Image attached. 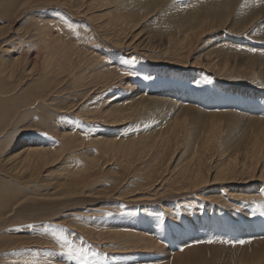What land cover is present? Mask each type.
I'll list each match as a JSON object with an SVG mask.
<instances>
[{"label":"rangeland","instance_id":"rangeland-1","mask_svg":"<svg viewBox=\"0 0 264 264\" xmlns=\"http://www.w3.org/2000/svg\"><path fill=\"white\" fill-rule=\"evenodd\" d=\"M4 1L7 2V0H4ZM28 1L29 0H23V3L25 4V6L32 4V2H29L30 4L27 3ZM33 1H34L33 4L41 3L43 1L44 3H48V4L47 5H43V4L37 5L31 9H28L27 11L23 13L21 10L16 8L17 7L16 5L15 8L17 10H15V15L17 17L15 19V22L12 23L13 25H11L13 26V28L8 31V33L6 34L7 36H5L4 38L2 37V39H0V45L3 48H9V50H11V48L13 47L12 49L21 51L22 55L24 56L23 57L24 61L28 62L36 55V53H38L37 46L31 45L35 43L32 40L38 39V33L35 31V29L38 26L48 28L49 29L48 31L50 32L51 35L53 34L56 38L60 39L63 43L65 42L66 44L69 43L67 44L68 46H65L66 48L80 46V44L81 46H83L84 44L88 43L87 42L88 39L90 40V42L94 41V43H91L88 46L90 48H95L99 54L103 55L104 60L101 61L100 63L101 65L103 63H110L111 58H115L118 62L122 64L124 63L123 65L125 67L121 65H118V66L115 65V67H119L121 69L120 75H118V77L119 79L121 77L125 79L126 78L131 79L128 82H132V84H129L130 86L119 85L118 86L119 90H120V87H125L128 89L131 87H134L136 90L134 88H131V89L132 90L134 89L135 91L134 90L133 91L135 93L143 89L148 91L147 88H149V92L147 93L143 92L144 95L142 94L141 97L143 96L147 98L150 102L149 104H146L145 110H142V112L140 113L138 112L136 113L137 119L139 118L137 122L136 121L133 122L134 120H132L131 121L132 124L131 122L127 124L128 127L126 128L129 130L127 135L134 134L135 137L142 138L141 135H145V134L154 135L158 133L159 131L165 130V128L167 129L168 126L170 127V125H172V123L174 122L176 118V114H178V112L183 110L184 105L188 107L196 108L198 111L206 110L205 112L212 110V111H215L216 113H219V112L224 113V110H225V113L226 112L228 113V111L230 110L229 114L235 115V113L239 111L236 113L237 114L236 116L240 117L239 115L241 112H242L241 116H243L245 113L249 114L247 111V108L251 106L250 104L252 105L253 103L254 105L262 104V102L258 99L259 97L263 98V101H264V0H261L258 3H248L246 2V0H117V1H120L121 3L120 2L117 4L114 2L112 3L114 4V6H112L113 9H116V7L120 8V9L119 8L116 9L115 10L116 12L114 11L115 13L114 15H116L117 13L119 14V17H123L128 20L129 19L132 20L136 18L138 21H140V26H142L143 28L142 34H144V36L148 35L154 39L152 41L155 45H157L158 48L157 49L155 48L156 50L155 49H150L151 51L149 50V53H151V56L153 57H157V56L162 57V58L168 57V56H163L164 55L163 52L165 51L166 46L171 45L174 40L172 39V41L170 42L168 37L177 36L178 35L177 30H180V29L182 30V32H180L179 35H182V33H184L185 29L188 26H190L191 24L197 25L196 24L197 19H200L202 15L204 14L209 15V13L211 12L214 14H221V15L227 14L229 18L231 17L232 22H229V19H226L227 27L226 26L222 27L225 21H223V23H220V24H215L216 26L215 28H213L210 25V27L207 28L206 35L204 36L199 35L200 36L199 40L196 39V42L194 40L195 42L194 48L192 51L191 50L189 51L190 57L188 58V63L196 64L199 62V59L201 60V62L204 61V63H200V65L196 64V66L191 65V67H187V68L167 67L165 65L158 64L157 62H155V60L150 59V57L141 54V52L136 53L134 51L135 48L131 46L128 48L126 47L127 48L126 54L128 53L127 55H124L123 54L124 52L122 51L118 52L117 49L112 48L113 46L111 42L104 41L105 39L103 37L101 30L98 28V24L96 22H93L92 20H91L92 22L91 23L88 20L82 19L81 16L83 14L81 12H78L77 7L74 4H70L68 0H33ZM223 1L226 3L224 4ZM227 3L228 4L231 3V5L226 6ZM120 4L123 5V7L120 6ZM259 10L260 12H258ZM132 11L133 13H131ZM258 14L260 15L257 16ZM65 15H67L66 17H70L71 19H73L74 22L76 23H78L82 19L79 22L80 24L75 23L74 25L75 26L74 29H77V28L81 29V32L83 33L82 37L77 38L76 36H73L74 34L72 33H74L75 31L70 32L68 28L69 25L65 21H64V24L65 26L66 25L67 26L64 27L63 19L65 18ZM51 16H54V17L51 18ZM39 18L42 20H40ZM212 19L214 18L211 17V20ZM77 25L80 27H78ZM0 26H1L0 28H5V29H2L4 31L10 28L9 20L3 17V15L2 16L0 15ZM19 26L20 28H18ZM191 28L193 27L191 26ZM175 31L177 32L175 33ZM68 33L70 34V36ZM86 33L87 34L92 33V35L88 36L86 35ZM96 36L99 38V40ZM154 36L157 38H154ZM204 40H206L207 42L206 46L203 44ZM187 43L189 45H187L186 48L189 49L191 47L190 41ZM225 43H227L229 47L224 46ZM216 46L218 47L216 48ZM152 50H155V51L153 52ZM88 52L90 51L88 50ZM210 54H211V57H210ZM2 55L3 53L0 54V56ZM206 61L215 62L218 65V69L220 68L222 70L221 73L223 72L222 74L224 78L221 77V79H219L220 78L219 76L217 75L213 76L211 73L206 72L205 69L203 68L205 65H207ZM222 61L224 62L229 61V64L227 66H224L223 64L225 63H222ZM145 66L147 67V69ZM143 67H145L144 68L145 71ZM151 69L152 71L155 70L153 71V74L151 73L152 72ZM238 70L240 71L238 72ZM143 74L145 75V78ZM33 76L34 78L28 81V85L39 83L37 82V80L40 79L41 75L35 73ZM152 76L153 78L151 79ZM137 77L139 78L137 79ZM22 78H24L23 73L19 74V78L17 80L16 79L15 81L11 80L12 82L10 80L4 79V81L1 82L2 84H0V89L4 87V90L5 89L8 90L9 89L8 85L10 83H14V84H19V82L23 83V81L25 80H23ZM143 79H145L144 81L147 84L144 83ZM222 79L224 80L222 81ZM144 84L145 86H143ZM137 85H139L140 87ZM156 85H158V87ZM236 85L240 86L239 88H243V87L246 88V93L250 97V98H247V100H249L247 103H246V100L243 103L242 102L239 103L238 99L234 98L235 95H238V94L233 93L231 91H233V88H234L233 86L236 87ZM153 87L157 91L153 89ZM150 89H152V93ZM66 90H69V91L63 94L62 92ZM57 91L61 92L62 94L54 97L55 100H53L52 103H48L49 101L47 102V100H45L46 102L45 101L41 102L42 105H46L48 103L47 105L48 107L47 106L46 107L43 106V107H45L47 110L50 111L49 112L50 114L46 120L47 127L44 128L42 125V121L44 120L43 117L45 116V113L39 109L38 104H36L34 107L28 108V110H26L27 107L22 108L19 111L21 112L20 114L22 115L20 117H24L25 115H27V119L24 117V119H20L19 122H16L17 119H14V121L16 122L14 126L9 125L10 119L8 117L5 118L4 123L0 125V159L7 157V156L11 157L13 154L9 156V152H8L9 150L12 152H17L23 149L26 144V143H22L24 139H31V138L34 139L35 137L43 139L44 137H48V138H51V140H53L57 138L58 136L52 133L53 131L52 129L56 128L57 126L60 127V124H59L60 122L64 123L65 121V122H68L69 124L77 123L79 124L80 127L83 126L82 128H85L84 122L86 121L83 120L82 116L77 117L78 115L77 112L79 111L78 106H81L82 104L87 102L86 100L89 101V97L81 98V94L83 93L81 91H78L77 92L78 94H77L76 91L72 90V88L71 89L66 88L65 90H62V87H60ZM176 93H177V96L175 95ZM183 94L190 96L191 103H188L187 101L185 102V100L179 98L178 95H183ZM156 96H159L158 98H161L162 101L165 98H166L165 100L167 101L168 100L167 98L175 97L179 99L183 104H180V105L178 104V106H174V105H169L168 102H164V101L163 103L162 102L156 103L155 102ZM161 96L164 98H162ZM51 97H46V98L51 99ZM93 98L94 97H92L91 99L93 100ZM2 99L3 97H0V100ZM91 99L89 102L92 101ZM226 99H227V102H226ZM233 100L236 101V103ZM230 101H232L233 102L232 104H235V105L232 106V104H230ZM18 102L27 103L25 98H20V101H17V103ZM160 103H162L163 106H161ZM236 104L237 105L241 104V105L238 107ZM160 106L161 108H158ZM167 107L168 108L171 107L172 110L171 108L169 109L172 113L173 112L174 113L172 114L171 112L167 111L166 110ZM222 108L224 109L222 110ZM150 109L154 110L156 112V115H155V112L154 111L151 112ZM158 110L160 112H158ZM259 111L264 113V106L257 110V112ZM148 112H150L149 114L151 116L148 115ZM153 113L155 116L153 115ZM165 114H167V116H165ZM145 115L147 116V118ZM160 115L161 117L163 115L162 118L160 117L161 119L159 118ZM140 117L143 119H141ZM260 117L264 119V116L260 115ZM154 118L156 121L154 120ZM241 118H245V117H241ZM162 119H165V120L162 121ZM197 119H199V117ZM197 119H196V122H198ZM204 120H207V119L204 118ZM147 121L149 122V124ZM156 122H159V123H156ZM136 123L137 125H135ZM142 123L143 124L146 123V125H148L149 127L147 126L148 127L147 128L146 126H144L145 124L143 125ZM64 124L68 126V124L66 123ZM234 124L238 128L236 127L234 128L233 126H231V128L229 129V132L227 131L225 132V137H222L221 140L218 141L219 143L217 144V146L224 147L223 145L226 143H228V145H231L230 142H233V141L237 142V141L243 140L245 137H248V133H245V129L242 128V126L238 123V120L236 118H234ZM131 126H133L132 129H130ZM160 126L162 127L160 128ZM94 127L97 128L96 126ZM94 127H91V130L92 128L94 129ZM201 127H202V131L199 128H197V130L195 131L196 136L202 135L204 133L203 129L205 127L204 126H201ZM147 129L148 130L150 129V130L148 131ZM234 129H236L237 131H235ZM45 132H48L51 135L46 134ZM125 135H126L125 133L122 134V136H125ZM227 137L228 138L230 137L231 141ZM226 139L229 141L227 142ZM56 142L60 143V139L59 140L57 139ZM235 142H233V144H235ZM171 148H174L173 144ZM145 153H146V149L142 151V156H144ZM7 161H10V160H7ZM66 167L74 168L76 167V164H71ZM112 167L113 166L108 167L105 173H102V174L100 173L102 176L101 177L99 176L97 180L93 183V184H96V186L92 185V187L87 189L88 191L87 195H90V194L93 195L91 198L87 197L85 199V197H82V196H79L78 198L75 196H71V197L69 196V197L60 198V202H61L60 204L54 203V202H59V201H54L52 199H45L47 194H50V195L58 194L57 188H55L54 186L52 187L54 177L46 178L44 176H41L39 179L37 180L35 179L36 183H32L33 186L31 187L32 188L31 191L33 190L34 193L32 194L31 192V194L32 195H36V194L46 195V196L44 198L38 196L37 197L38 199L36 198V200H30L29 202L25 201L27 199V196L24 192L25 191L24 184H22L21 181L11 182L7 184L6 189L9 191L15 190L17 194L15 193L16 196L14 197V199L12 200L6 199V200L10 201L11 203L19 202L23 204L25 202L26 205H24V207L23 206L17 207L15 209H12L11 207L9 208L10 210H6L4 202L0 203V212H1L0 213V223L5 222L6 224V225L5 224L3 225V228L1 227L2 225H0V256H1L0 264L8 263V261H9V264H13V263L17 264L18 262L28 257L27 255L28 252H37L41 250H43L44 252V250L48 249L47 245L49 247V244L51 245L53 244L54 245L53 248L56 247L55 248L56 250L53 249L54 257L52 261L58 258V259H62L66 263L73 262L75 264H139L138 260L140 259L142 260L143 258H144L143 261L146 262L147 264H173L174 257L176 255H181L183 253H184V258L187 261L185 262V264H237L240 260L238 258H241V256L245 254L244 249L249 250L251 246L255 244L254 237L256 238V240L264 238V233L259 232V228L261 231V229H263L264 227V196H263L264 193L263 195H261L262 192L258 193L259 196L257 197V199L255 198L253 199L249 197V199L248 198L243 199V200L240 199V201H235V202L228 201L226 199V196H227L226 194L220 197V199L223 200V202H219L218 199L214 198L215 197L214 190L207 191L208 193L206 192L207 193L206 195L205 193H203L204 195L203 194L202 195L205 197H203L201 194H197L196 192L195 193L196 195L189 194L186 197L184 196L185 198L184 197L171 198L172 200L177 199L174 201H171V199L169 200L166 199L164 201L152 202L148 204L150 207L147 209L145 208L144 209L145 211H144L142 210L143 204L138 207H134V204L125 205L124 204L125 201H122L119 203L117 202L119 199L118 197H116L117 196L116 191L117 190L121 191L119 190L121 187V184H119L120 174L117 175L113 173L115 172L124 173V172H123V168H116V167L112 168ZM110 170H115V171L111 173ZM5 171H7V169H0V172H5ZM24 179L25 178H23V180ZM103 180L105 182H102ZM24 181H27V180L25 179ZM138 181H140V183ZM130 182L131 181L126 183V186L123 188V190L126 187H128L129 190H133L134 188L143 185L141 180H135L131 183ZM37 185L39 186L41 185V186L39 187ZM112 185H113V188H111ZM247 186L249 188L258 190L256 186L253 187L251 184ZM108 192H112L113 194H107ZM105 194L108 196H106ZM7 196H8V192H5L4 197H7ZM217 196L219 197V193ZM201 199L203 200V202H201ZM247 199L250 201L247 202ZM181 201L183 202V204L186 203L187 207H186V204L183 205ZM213 201H216V202L213 203ZM174 202H176L177 205H175ZM201 203H203L206 210H203L204 206ZM217 203L219 204V206ZM240 203H244V204H240ZM242 206L243 207L245 206V207L243 208ZM152 208H155V209H152ZM212 209L213 211H211ZM171 214H172V217H170ZM151 215L153 216L151 217ZM129 216H131L129 218L130 221L125 220L127 219L126 217H129ZM204 216L206 218L209 216L207 218L208 221H206ZM219 216H221L220 219H219ZM201 217L205 221L202 220ZM212 217H216V218L212 219ZM179 218L181 219V221L178 220ZM222 218H225V219L223 220ZM9 219H12V221L8 223L7 225V222ZM116 219L122 220L121 224L118 225L119 227L117 228V230L121 229L120 227L126 224L129 227L133 226L136 223L139 224L138 228L140 231L138 233L141 235L142 234L145 235L146 238L152 242V244L157 243L158 245H160L159 250L161 251V253L158 256H156L154 253H147V252L144 253V251L142 252L138 249H132L130 250V252L126 251L128 254L132 255V257H129L128 254L124 253L123 251L122 253L120 251L115 241H110V242L107 241V243L106 241H101L99 239H95L92 241L94 237L92 234H94L95 232H99L101 234L100 229L97 228L96 225H100V224L102 225L103 222L109 223V224H112V223L117 224L119 223V221H117ZM166 219H169V220H166ZM210 219L212 223L210 222ZM247 219H249V221ZM162 220L163 221L165 220V222H163ZM220 220H221V223L219 222ZM157 221H159L158 223L162 225L160 226L159 230H158L159 228L158 225L160 224H157ZM196 221L197 222L199 221V222L197 223ZM124 222H126V224ZM183 222L186 223L184 224L187 225L188 228L185 225H183ZM203 222L205 223L202 224ZM237 222L242 227L237 225ZM213 223H215L214 225L215 227L213 226ZM198 224L201 225L202 227H200ZM206 224L209 227H207ZM163 225H165L167 228H165V226ZM210 225L212 227H210ZM229 225H231L232 227ZM243 226H245L246 228L245 227L243 228ZM254 226L256 227V229L254 228ZM228 227H231V228H228ZM233 227L234 228L236 227L235 230ZM164 228L166 229V231ZM161 229H163L164 232ZM208 229L209 231L213 229V231L208 232L207 231ZM171 230L173 231V233L171 232ZM191 230L193 233L191 232ZM90 231L94 233H90ZM167 231L169 232L167 233ZM159 232H160V235H159ZM170 233L173 237L170 235ZM85 234H87L88 236ZM248 234H250L253 237H250V235ZM261 234L263 235V237H261L262 236ZM183 235H186V236H183ZM205 235L206 236L209 235V236L206 237ZM61 236L65 237L67 242H63L60 239H58ZM90 236H92L91 237L92 239H90ZM168 237H170V239ZM167 238L169 241L172 239L170 241L171 244H168L169 242ZM20 241H23L22 242L23 244L19 243ZM208 241H214V242L208 243ZM13 242L16 246L12 245L14 246L13 248L6 250L5 248L13 244ZM56 245H59V246H56ZM42 246L44 248L46 247V249H43ZM113 246L114 247L117 246L119 250L117 248H114ZM12 249L13 250L15 249V250L13 251ZM58 249H60V251ZM113 249H116L117 252L118 251L120 252L117 253L115 250L113 251ZM167 250H169V252ZM15 251L17 253H15ZM18 252H22V253H18ZM23 254L25 255V257L23 256ZM164 255L166 256L165 258H164ZM15 257L18 261H16ZM77 257H81V260L74 262L77 260L76 259Z\"/></svg>","mask_w":264,"mask_h":264},{"label":"bare ground","instance_id":"bare-ground-1","mask_svg":"<svg viewBox=\"0 0 264 264\" xmlns=\"http://www.w3.org/2000/svg\"><path fill=\"white\" fill-rule=\"evenodd\" d=\"M260 1L261 0H246V2H248V3H258ZM29 2H32V4H30ZM33 2H34L33 0H29L27 3H29L30 5L25 6V4L23 3V0H7V2L4 0L0 1V15L1 16L3 15V17L8 19L9 25H10L9 26L10 28L8 30H5V31L2 30L5 28H0V30H2V31H0V39H2V37L4 38L5 36H7L6 34L8 33V31L13 28V26H11V25H13L12 23L15 22V19L17 17L15 15V10L19 9L23 13V12L27 11L28 9H31L37 5H40V4L47 5L48 4V3H44V1L41 3H35V4H33ZM68 2L70 4H74L77 7V11L81 12L83 14L81 16L82 19L88 20L89 22H91V20H92L93 22H96L98 24V28L101 30L103 37L105 39L104 41L111 42L113 49L115 48L118 50V52L122 51V52H124L123 53L124 55H127L128 53L126 54V52H127L126 49L131 46V47L135 48L134 51L136 53L141 52V54L150 57V59L155 60V62H157L158 64H162V65H165L167 67L187 68V67H191V65L196 66V64L200 65V63H204V61L201 62L200 59H199V62L196 64H189L188 63V58L190 57L189 51L193 50L196 39L199 40V37H200L199 35H203V36L206 35L207 28L210 27V25L213 28H215L216 27L215 24H220V23H223V21H225L222 27H225V26L227 27L226 19H229V22H232V18L231 17L229 18V16L227 14L221 15V14H214L211 12L209 13V15L204 14L200 17V19H197V22H196L197 25L191 24L190 26H188L185 29L184 33H182V35H184V36L179 35V33L182 32L181 29L177 30L178 31L177 36H175V37L169 36L168 38H169L170 42L172 41V39H174V40H173L171 45L166 46L165 51L163 52V54H164L163 56H168V57L162 58V57L157 56L158 57L157 58V57L151 56V53H149V50L155 49V48L157 49L158 47H157V45H155L153 43L152 40H154V39L152 37H150L148 35L144 36V34H142L143 28H142V26H140V21H138L136 18L132 19V20L131 19L128 20L126 18L119 17V14H117V13H116V15H114L115 14L114 11L116 9H118L119 7H116V9H113L112 6H114V4H112V3L114 2L117 4L120 1H117V0H68ZM225 3L226 2H224V4ZM16 5H17V7H16L17 9L15 8ZM128 5H130V4H128ZM230 5H231V3H229V4L227 3L226 6H230ZM120 6L123 7V5H121V4H120ZM258 12H260V10ZM131 13H133V11ZM259 15L260 14H258L257 16H259ZM66 16L67 15H65V18L63 19V24L65 21L69 25V27H68L69 31L70 32L75 31L74 33H72V34H74L73 36H76L77 38L82 37L83 33L81 32V29H79V28L74 29V27H75L74 25L76 22H74V20L71 19L70 17H66ZM53 17L54 16H51V18H53ZM211 17H213L214 19L211 20ZM74 19H76V18H74ZM40 20H42V19H40ZM52 21H51V23H52ZM79 22L76 24H80ZM66 26L64 24V27H66ZM191 26L193 28H191ZM47 27H49V26H47ZM50 27H51V25H50ZM78 27H80V26H78ZM18 28H20V26ZM48 30L49 29L46 27H39V26L35 29V31L38 33V39L32 40L35 43H33L31 45L37 46V50H38L37 52L38 53H36V55L28 62L24 61V58H23L24 56L22 55L21 51L14 50V49H12L13 47L11 48V50H9V48H3L0 45V54L3 53V55L0 56V84H2L1 82H3L4 79L10 80V81L11 80L15 81V79L17 80L19 78V74H21V73L24 74V78H22V79L25 80V81H23V83L19 82V84L10 83L8 85L9 89L7 88L8 90H6V89L4 90V87H2L0 89V93H1L0 97H3V99H4V100L3 99L0 100V119H1L0 125L4 123V120L6 117H8L10 119L9 125H13V126L16 124V122H19L20 119H24V117L27 119V115H25L24 117H20L22 115L20 114L21 112H19V111L24 107H27L26 110H28V108L34 107L36 104H38L39 109L45 113V116L43 117L44 120L42 121V125L44 128L47 127V121L46 120L50 114L49 113L50 111L47 110L45 107L48 105V103H52V101L55 100L54 97L59 96L62 93L65 94L69 91V90H66V91H63L62 93L58 92L57 90L60 87H62V90H65L66 88L67 89L72 88V90L76 91V93L78 91H81L83 93V94H81V98H83V97L88 98L89 97V101L92 97H94V98H93V100L91 99L92 100L91 102L86 100L87 102L84 103L82 101L84 104H82L80 102L82 105L78 106L79 111L77 112V114H78L77 117L82 116L83 120L86 121V122H84L85 128H82L83 126L80 127L79 124H77V123L76 124H71V123L69 124L68 122L64 121V123L68 124V126H66L63 122H60L59 123L60 127L57 126L56 128L52 129L53 131L51 130L52 133H54L58 136L57 138H55L53 140H51V138H48V137H44L43 139L36 138V137L34 139H32V138L31 139H24V141L22 143H26V144H25V147L23 149H21L17 152H12L9 150L8 151L9 156L12 154L13 155L11 157L7 156V157L0 159V163H1L0 169H7V171H5V172H0V181H2V182H0V203L4 202L6 210H10L9 208H11V207H12V209H15L17 207H22V206L24 207V205H26L25 202L23 204H21L19 202L11 203L10 201H7V200L14 199V197L17 194L15 192V190L9 191L6 189V185L11 183V182L21 181V183L24 184V189H25L24 192L27 196V199L25 201L29 202L30 200H36V198L38 196L43 197V198L46 196V195H37V194L32 195L34 192H33V190L31 191V189H32L31 187L33 186L32 183H36L35 179L37 180L41 176H44L46 178L54 177V181H53L54 184L52 183V187L54 186L55 188H57L58 194H54V195L47 194L45 199H52L54 201H59V202H54V203L60 204L61 203L60 198L69 197V196L70 197L75 196L77 198L79 196H82V197H85V199L87 197L91 198L93 195L92 194L87 195V193H88L87 189L92 187V185L96 186V184H93V183L97 180V178L99 176L101 177L102 176L101 174L105 173L107 168L110 166H113L112 168H114V167L123 168V172L125 173V174L121 173V172L120 173L119 172L113 173V171H115V170H110L111 173H113V174H117V175L120 174L119 184H121V187L119 190H121V191H118V190L116 191V193H117L116 197H118V199H119L117 202L119 203V202L125 201L124 202L125 205L134 204V207H138V206L143 204L142 210H144L145 208L146 209L149 208L150 206L148 204H150L152 202L164 201L166 199L169 200L171 198H177V197H184V196L186 197L189 194L196 195L195 194L196 192H197V194L202 195L203 193H205V195H206L208 193L207 191H210V190H214V195H215L214 198L218 199L219 202H223V200H221L220 197L225 195V194L227 195L226 199L230 202L240 201V199L243 200L246 198L249 199V197H251L253 199L254 198L257 199V197L259 196L258 195L259 192H262L261 195H263V193H264V119L262 117H260V115L264 116L263 115L264 113L260 112L261 110L259 111L260 114H259V112H257V110L259 108H262L264 106L263 98H260V97L258 98L262 102V104L254 105V103L252 102L253 105L250 104L251 106H249L247 108V111L249 114H246L244 112L245 114L243 113L244 115L241 116V113H242L241 112L239 115L240 117L236 116L237 115L236 113L239 111H237L235 113V115L229 114L230 110L228 111V113L227 112L225 113V110H224V113H220V112L216 113L215 111H212V110H210L211 112L207 111L208 112L207 113V112H205L206 110L205 111H203V110L198 111L196 108L188 107V106L184 105L183 110H181L180 112H178V114H176V118H175L174 122L172 123V125H170V127L167 125L168 126L167 129L166 128H165V130L162 129L163 131H159L158 133H156L154 135L144 133L145 135H141L142 138L135 137L134 134H128L127 135L128 131H129L126 128V127H128L127 124H129V122H131L132 120H134L133 122H135V121L137 122L139 120V118L137 119L136 113L137 112L140 113V112H142V110H145L146 104H149V102H150L147 98H145L143 96L141 97L143 92H146V93L149 92V88H147L148 91L143 89L144 91L140 90V91L135 92V93H134V91L136 89L134 87H131V88L135 89V90L133 89L134 91L131 88L128 89L125 87H120V90H119V88H118L119 85L130 86L129 84H132V82H128L131 79H128V78L125 79L122 77L119 79V77H118V75H120L121 69L119 67H115V65L116 66L121 65V66L125 67L123 65L124 63L122 64V63L118 62L115 58H111L110 63H103L101 65L100 64L101 61L104 60L103 55L99 54L95 48H90L88 46L91 43H94V41L90 42V40L88 39L87 40L88 43L84 44L83 46H81V44H80V46L66 48L65 46H68L67 44H69V43H67V44H66V42L63 43L60 39L56 38L53 34L51 35ZM16 31H18V30H16ZM93 31H94V29H93ZM177 31H175V33ZM11 33H13V32H11ZM86 35L90 36V35H92V33H89V34L86 33ZM69 36H70V34H69ZM154 38H157V37L154 36ZM72 40H73V38H72ZM98 40H99V38H98ZM194 40H195V42H194ZM189 41H190L191 47L189 49H187L186 46L189 45L187 43ZM199 43H200V41H199ZM203 44L206 46V44H207L206 40H204ZM109 45H110V43H109ZM213 45H215V44H213ZM224 46L229 47V45H227V43H225ZM217 47L218 46H216V48ZM107 48H108V46H107ZM185 49H187V50H185ZM88 50L90 52H88ZM155 50H152V51L154 52ZM160 56H162V55H160ZM210 57H211V54H210ZM117 59H119V58H117ZM206 62H207V65H205L203 67L206 72L211 73L213 76H215V75L219 76L220 77L219 79H221V77L224 78V76L222 74L223 72L221 73L222 70L220 68L218 69V65L215 62H212V61H206ZM222 63H225L223 65L227 66L229 64V61H226V62L222 61ZM145 67H143V69ZM146 69H147V67H146ZM134 70H136V69H134ZM182 70H184V69H182ZM144 71H145V69H144ZM151 71H152V69H151ZM153 71H155V70H153ZM153 71L151 72L152 74H153ZM209 71H211V72H209ZM239 71L240 70H238V72ZM230 72H232V71H230ZM35 73L41 75L40 79L37 80V82H39V83L28 85V81H30L32 78H34L33 75ZM156 74H157V72H156ZM160 76H162V75H160ZM138 78L139 77H137V79ZM144 78H145V75H144ZM152 78H153V76L151 77V79ZM144 80L145 79H143V81ZM223 80L224 79H222V81ZM144 83H146V82L144 81ZM22 85H24V86H22ZM51 86H53V87H51ZM137 86H139V85H137ZM143 86H145V84ZM156 86L158 87V85H156ZM115 87L118 89H116ZM149 87H150V85H149ZM233 87H234L233 91H231V92L238 94V95H235L234 98L238 99L239 103L240 102L243 103V102H245V100L247 103L249 101V100H247V98H250V97L246 93V88H244V87L239 88L240 86H238V85H236V87L235 86H233ZM153 89H155V88L153 87ZM150 90L152 93V89H150ZM220 92H221V90H220ZM70 93H71V91H70ZM214 94H216V93H214ZM175 95L177 96V93ZM12 96H14V97H12ZM178 96L180 99L185 100V102L187 101L188 103H191V99H190L189 95L183 94V95H178ZM46 97H51L52 100L47 99ZM137 97H138V99H137ZM158 97L159 96H156V98H155L156 103L157 102L163 103V101H164V102H168L169 105H174V106H178V104L179 105L183 104L179 99H177L175 97L167 98L168 99L167 101L165 100L166 98L163 99V101H162V99L158 98ZM20 98H25L27 103H21V102L17 103V101H20ZM162 98H164V97H162ZM224 99H225V97H224ZM45 100H47V102L48 101L49 102L46 105H42L41 102H43ZM81 100H83V99H81ZM174 100H175V102H174ZM216 100H218V99H216ZM229 100H231V99H229ZM4 101H5V103H4ZM226 102H227V99H226ZM234 102L236 103V101H234ZM68 103H69V101H68ZM162 103H160L161 106H163ZM232 103L233 102L230 101V104H232ZM214 104H215V102H214ZM255 104H257V103H255ZM233 105H235V104H232V106ZM240 105L238 104L237 106L239 107ZM43 106H45V107H43ZM161 106L158 108H161ZM171 107H169V108H171ZM147 108H149V107H147ZM169 108L167 107L166 110L171 112ZM172 108H171V110H172ZM223 109L224 108H222V110ZM150 110H151V112L154 111L152 109H150ZM158 112H160V111L158 110ZM158 112H157V114H158ZM169 112H167V113H169ZM175 112H176V110H175ZM149 113L150 112H148V115H150ZM153 115H154V113H153ZM155 115H156V112H155ZM71 116H73V115H71ZM165 116H167V114H165ZM165 116H164V118H165ZM160 117H161V115L159 116V118ZM162 117H163V115H162ZM198 117H199V119H197ZM203 117L206 118L207 120H204ZM241 117H245V118H241ZM146 118H147V116H146ZM234 118H236L238 120V123L242 126V128L245 129V133H248V137H245L243 140H240L237 142L233 141V142H235V144H233V142H230L231 145H228V143H226L227 145L224 144L223 145L224 147L217 146V144L219 143L218 141L221 140L222 137H225V132L226 131L229 132V129L231 128V126H233L234 128L236 127L234 124ZM14 119H17V121L15 122ZM141 119H143V118H141ZM196 119L198 120V122H196ZM154 120H155V118H154ZM163 120H165V119H162V121ZM156 123H159V122H156ZM131 124H132V122H131ZM144 124H143L144 126H146V127L148 126V125H146V123H144ZM148 124H149V122H148ZM39 125H40V123H39ZM135 125H137V123ZM153 125H154V123H153ZM163 125H164V123H163ZM94 126H96L97 128H95ZM162 126H160V128ZM167 126H165V127H167ZM201 126L205 127L203 129L204 133L202 135L196 136L195 131L197 130V128L201 129V131H202ZM91 127H94V129L92 128V130H91ZM132 128H133V126H131L130 129H132ZM236 128H238V127H236ZM32 129H34V128H32ZM144 129H146V128H144ZM141 130H143V129H141ZM232 130H233V128H232ZM234 130L237 131L236 129H234ZM133 132H134V130H133ZM45 133L50 134L48 132H45ZM123 133H125L126 135L122 136ZM131 135H133V136H131ZM233 138H232V140H233ZM57 139L58 140L60 139V143L56 142ZM228 139H230V137ZM228 141L229 140H227V142ZM230 141H231V139H230ZM222 142H223V140H222ZM172 144H173L174 148H171ZM144 149H146V153L144 156H142V151ZM176 156H177V158H176ZM7 160H10V161H7ZM71 164H76V167H74V168L66 167V166H69ZM45 174H47V175H45ZM26 175H28V176H26ZM22 176H24V177H22ZM105 177H106V175H105ZM23 178H25L27 181H24L25 179L23 180ZM135 180H141L143 185L136 187L133 190H129L128 187L125 188L126 190L125 189L123 190V188L126 186V183H128L129 181L133 182ZM102 182H105V181L103 180ZM138 182L140 183V181H138ZM249 184H251L253 187L256 186L258 188V190H255L253 188H249L247 186ZM244 185H246V186H244ZM37 186H39V185H37ZM240 186H242V187H240ZM111 188H113V185L111 186ZM5 192H8L7 197H4ZM31 192H32V194H31ZM218 193H219V197L217 196ZM107 194H113V193L108 192ZM106 196H108V195H106ZM209 196H208V198H209ZM2 197H4V198H2ZM111 197H113V196H111ZM203 197H205V196H203ZM197 199H199V198H197ZM197 199H195V200H197ZM212 199H213V197H212ZM248 199H247V202L250 201ZM174 200H177V199H174ZM174 200L171 199V201H174ZM183 202H182V204H183ZM201 202H203L202 199H201ZM214 202H216V201H213V203ZM174 204L177 205L176 202H174ZM185 204H183V205H185ZM201 204L203 205V203H201ZM240 204H244V203H240ZM190 206H192V205H190ZM218 206H219V204H218ZM74 207H76V206H74ZM179 207H180V205H179ZM186 207H187V204H186ZM213 207H215V206H213ZM213 207H211V208H213ZM188 208H190V207H188ZM246 208H247V206H246ZM139 209H140V207H139ZM152 209H155V208H152ZM248 209H249V207H248ZM203 210H206L205 206H204ZM245 210H247V209H245ZM211 211H213V209ZM173 212H174V210H173ZM204 212H206V211H204ZM181 214H182V212H181ZM212 214H213V212H212ZM215 214H216V212H215ZM36 215H37V213H36ZM144 216H146V215H144ZM152 216L153 215H151V217ZM130 217L131 216L126 217L127 219H125V220L130 221V219H129ZM170 217H172V214ZM170 217H168V218H170ZM207 218L205 217L206 221H208ZM213 218H216V217H212V219ZM220 218H221V216H219V219ZM189 219H190V217H189ZM222 219L224 220L225 218H222ZM116 220L119 221V223L109 224V223L103 222L102 225L100 223H99L100 225H96V227L100 229L101 234L99 232L94 233V232L90 231V233H94V234H92L94 236L93 239L91 238L92 236H90V239H92V241L95 239H99L101 241H106V243H107V241H109V242L115 241V243H116V245H118V248L120 249V251L121 252L123 251L126 254H128L127 252L128 251L130 252V250H132V249H138L142 252L144 251V253L145 252L154 253L156 256H158L161 253V251L159 250L160 245H158L157 243L152 244V242L149 241L145 235H143V234L141 235L138 233L140 231L138 228L139 224L136 223L137 225L134 224L133 226L129 227L126 224V222H124L126 225L122 224L123 226L120 227L121 229L117 230V228L119 227L118 225L121 224L122 220H118V219H116ZM166 220H169V219H166ZM171 220H172V218H171ZM178 220L181 221L180 218ZM202 220H204V219L202 218ZM247 220L249 221V219H247ZM11 221H12V219H9L7 222V225ZM158 222L159 221H157V224H160ZM163 222H165V220ZM171 222H173V221H171ZM210 222H211V219H210ZM219 222L221 223V220ZM76 223H78V222H76ZM166 223H165V225H166ZM184 223L185 222H183V225L186 224V223L185 224ZM204 223L205 222H203L202 224H204ZM209 223H207V224H209ZM217 223H218V221H217ZM222 223H223V221H222ZM227 223H228V221H227ZM4 224H5V222L0 223V225H2L1 226L2 228H3ZM174 224H175V222H174ZM244 224H245V222H244ZM165 225H163V226H165ZM214 225H215V223H213V226ZM237 225L241 226L240 224H238V222H237ZM158 226H159V228H158V230H159L160 226H162V225L160 224ZM185 226L188 228L187 225H185ZM199 226L202 227L201 225H199ZM229 226H231V225H229ZM189 227H191V226H189ZM207 227H209V226L207 225ZM210 227H212V226L210 225ZM231 227H228V228H231ZM244 227L245 226H243V228ZM165 228H167V227L165 226ZM235 228H234V230H235ZM254 228L256 229L255 226H254ZM161 230L163 231V229H161ZM192 230H193V228H192ZM192 230H191V232H192ZM165 231H166V229H165ZM188 231H190V230H188ZM207 231L211 232V231H213V229L211 231H209V229H208ZM88 232H89V230H88ZM168 232L169 231H167V233ZM171 232L173 233L172 230H171ZM238 232H240V231H238ZM259 232L264 233V227H263V229H261V231L259 228ZM201 234H203V233H201ZM250 234H248V235H250ZM85 235H87V234H85ZM159 235H160V232H159ZM170 235H171V233H170ZM181 236H182V234H181ZM183 236H186V235H183ZM208 236H206V237H208ZM203 237H204V235H203ZM250 237H253V236L250 235ZM261 237H263V235ZM168 238L170 239V237H168ZM168 238H167V240H168ZM248 238H249V236H248ZM254 239H255V241H254L255 244L253 246H251V248L249 250L244 249L245 254L243 256H241V258H238L240 260L237 264H264V238L256 240V238L254 237ZM175 240H176V238H175ZM185 240H187V239H185ZM170 241L168 240V242H169L168 244H171ZM22 242L23 241H20L19 243L23 244ZM78 242H79V240H78ZM12 245H15L14 242L10 246H7L5 249L8 250L10 248H13L14 246H12ZM52 245L49 244V247L47 245L48 249H46V247L44 248L42 246L43 249H46V250H44V252H43V250L37 251V252H28L27 253L28 257H26L24 260H22L18 263L16 262V263L17 264H75L73 262L66 263L62 259H58V258L56 260L52 261L53 257H54L53 256V249L56 248V247L53 248L54 245L53 246ZM50 246H52V247H50ZM56 246H59V245H56ZM165 246H167V245H165ZM73 247H74V245H73ZM114 248H117V246ZM58 250L60 251V249H58ZM114 250L116 251V249H113V251ZM120 251H118V252L116 251V252L119 253ZM134 251H136V250H134ZM167 251L169 252V250H167ZM171 251H173V250H171ZM15 253H17V252L15 251ZM18 253H22V252H18ZM132 253H133V251H132ZM165 255H167V254H165ZM165 255H164V258L166 257ZM23 256L25 257L24 254H23ZM128 256L132 257V255H130V254H128ZM146 256H147V254H146ZM20 257H21V255H20ZM113 258H115V257H113ZM12 259H14V258H12ZM15 259H16V257H15ZM76 259L77 260L74 262L81 260V257H77ZM116 259H117V257H116ZM136 259H137V257H136ZM143 259L138 260L139 264H147L146 262L143 261ZM164 260H163V262H164ZM16 261H18V260L16 259ZM46 261H47V263H46ZM185 262H187V261L184 258V253L181 255H176L173 259V264H185ZM5 264H9V261H8V263H5Z\"/></svg>","mask_w":264,"mask_h":264},{"label":"snow or ice","instance_id":"snow-or-ice-1","mask_svg":"<svg viewBox=\"0 0 264 264\" xmlns=\"http://www.w3.org/2000/svg\"><path fill=\"white\" fill-rule=\"evenodd\" d=\"M250 51H252V50H250ZM126 74H128V73H126ZM134 74V73H133ZM63 231V230H62ZM58 239H60L61 241H63V242H67L66 241V238L65 237H63V236H61V237H59ZM214 241H208V243H213ZM241 243H243V242H241ZM81 251H83V250H81Z\"/></svg>","mask_w":264,"mask_h":264}]
</instances>
